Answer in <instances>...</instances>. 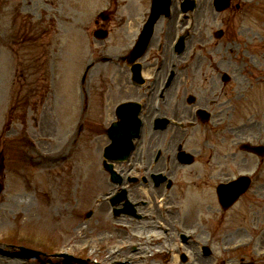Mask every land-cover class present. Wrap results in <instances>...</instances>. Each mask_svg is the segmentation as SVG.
Segmentation results:
<instances>
[{"label": "rangeland", "instance_id": "obj_1", "mask_svg": "<svg viewBox=\"0 0 264 264\" xmlns=\"http://www.w3.org/2000/svg\"><path fill=\"white\" fill-rule=\"evenodd\" d=\"M212 1L201 0L196 18L198 35L189 42L188 51L189 54L195 53L199 65L189 67L177 80L175 90L170 94L171 110H174L176 103H183L175 100L185 80L192 82L200 77L202 82L205 75L210 77L213 69L212 33L219 27L214 20ZM148 4L147 0H0V140H10L5 160L4 191L0 195V247L12 250L22 246L43 254L27 260L0 255V264H31L32 261L35 264L60 263L63 259H58L56 255L59 252L69 254V248L72 249L71 253L91 255L104 263L101 257L105 248H115L119 243L137 240L131 236V231L116 229V221L109 217L107 209L99 208L98 199L108 187L105 177H97L92 172L98 161L97 155H93L104 140L102 129L105 124L102 125L98 114H93V118L90 110L86 116L85 111L83 116L80 114L79 101L82 98L79 82L88 53L92 57L115 50L122 53L131 45L130 16L137 22L132 32L135 35L140 19L147 16V12L144 15V8ZM173 5H177V0H173ZM103 10H109L112 16V20L104 25L110 31V38L97 41L92 37L95 29L92 21ZM33 23L34 29L29 30ZM175 23L177 27L180 26L177 16L170 24L169 33L176 30ZM179 32L174 31V34ZM54 51L57 59L52 60L55 63L49 61V74L40 64L39 71L35 72L37 69L30 66L33 63L30 58H47L48 53L51 58ZM225 67L227 64L222 65V68ZM43 76L48 81L51 76V83L56 85V96L49 94V91L46 94L48 83L43 85ZM33 79L36 80L35 90L30 88ZM254 79L255 88L249 93L250 109L262 110L247 131L257 136L260 131L264 132V85L257 84L261 77ZM41 95L42 100L45 99L43 104L40 103ZM201 96L205 98L211 94L203 91ZM80 117L83 128L76 136ZM35 120L37 126L34 125ZM196 137L197 133L194 132L190 138L191 145L197 143ZM3 148L1 144L0 150ZM255 162L250 164L251 172ZM85 174L91 175L90 181H86ZM203 190L206 189L202 187L201 192ZM140 196L142 194L138 192L137 197ZM202 202L191 198L182 206L181 215L185 221L180 227L207 220L209 206H204ZM89 209H94V216L86 221L84 214ZM220 213L215 211L213 218H216V222H209L210 235L204 231L206 227L194 228L193 225L194 233L189 231L196 243L190 246L179 244L175 234L177 244L174 256L167 262L159 257L157 264H183L178 261L179 257H175L180 252L188 255L189 262L184 264H195L192 252L198 251L199 245L207 242L212 243L216 257L213 255L210 261L216 259L218 264H239V259L231 258L247 253L249 258L264 264V256H257V251H264V171L246 193L243 202L228 210L222 215L223 218ZM159 220L173 225L179 223L165 215L150 219L147 223H157ZM245 239L252 241V246L247 248L249 252L245 249L233 253L223 251L224 247H231ZM153 240L148 238L145 242L147 248L142 249L144 252L141 254L146 258L141 262L143 264L151 261L147 258L149 251L154 250L149 247ZM87 242L90 243L88 250L82 251L81 245ZM71 245L74 247H69ZM152 245L160 248L159 245ZM209 260L205 263L210 264Z\"/></svg>", "mask_w": 264, "mask_h": 264}, {"label": "flooded vegetation", "instance_id": "obj_2", "mask_svg": "<svg viewBox=\"0 0 264 264\" xmlns=\"http://www.w3.org/2000/svg\"><path fill=\"white\" fill-rule=\"evenodd\" d=\"M229 2L230 5L228 9L219 17V22L224 25L225 28L226 52L234 54L237 59H246L248 62L264 61V3H262L261 0H229ZM250 18H253L257 22V26L253 27V29H255L254 34L259 37V41L251 47L248 44L250 38L249 30L251 27L249 22ZM158 24L159 22H157V25ZM154 33L155 32H153V36ZM160 35L162 34L158 31L154 38L152 36L153 40L150 45H148L144 55L141 56L140 69L142 74L146 73L145 71L149 69L150 59L155 57V54L159 51ZM240 76H243L242 73ZM147 80L148 79L144 80L140 87H135L136 90H138V88H147ZM121 81V75H118L115 82L121 84ZM242 88V86H222L220 92H216L214 94V99L210 102L211 124L209 122L205 124L200 123L199 119V121H197L200 128L209 126L208 131L211 133L213 141L209 142L207 140L204 147L193 149L192 154L195 155L196 161H203L209 164L204 165V168L210 173L209 178L214 189L219 183L227 182L232 178L234 164H236L237 168L247 167L248 164V156L239 154V152L234 151L231 146L233 145L232 135L234 131L231 120L236 107L235 100L243 103V101L247 99L241 91ZM141 100H147L146 107L149 106V97L146 99L142 97ZM204 105L207 106V103L204 102ZM191 108H193V106H191ZM147 115H149L148 120H151L155 112H148ZM159 115H163L162 111ZM175 115L180 121L184 119L196 120L197 118L192 109H183L180 113L176 111ZM249 116V112L245 113V119L240 122L241 128L236 130L237 136L239 134L242 136L246 134L242 127L250 124ZM179 143H185V139L174 137L170 140L167 136H163V134L157 136L151 134L146 141L145 148H143V144H141L138 149L133 151V155L127 165L117 166L116 170H120L123 175H127L128 179L130 176L137 178V181L132 186H134V189L143 190L145 188L142 180L143 177L150 178L155 173H161L170 178L176 174L178 165H175V160L171 159L167 150H170L171 144L176 147ZM222 145H225V149H218V147ZM155 154H158L160 158L157 162L154 160ZM184 167L185 166H181L179 169ZM141 169H143V171H141ZM125 182L126 184L133 183L128 181ZM164 184L165 183H162L160 186L155 187L152 183L150 187L153 186L154 189L164 190ZM128 194L133 196L134 202L132 203L135 205L137 212L139 209L145 211V217H147L148 213L152 214V218H154V216L159 217L160 213H162L161 210L157 208L156 203L152 202L148 205L147 201H141L137 197L138 192L136 190H132Z\"/></svg>", "mask_w": 264, "mask_h": 264}, {"label": "water", "instance_id": "obj_3", "mask_svg": "<svg viewBox=\"0 0 264 264\" xmlns=\"http://www.w3.org/2000/svg\"><path fill=\"white\" fill-rule=\"evenodd\" d=\"M117 129H118V128H115V130H117ZM110 136H111V138L113 139L114 143H115L117 146H123V145H126V144H127V141L124 140L123 138H121V139H118V138H117L115 131L113 132V134L111 133ZM249 150H250V149H249ZM235 196H236V195H235ZM235 196H234V197H235ZM234 197H233V198H234ZM231 199H232V198H231ZM231 199H230L229 202H231L232 200H234V199H232V200H231ZM220 201L222 202V204L225 203L223 198H220ZM224 206H226V205H224Z\"/></svg>", "mask_w": 264, "mask_h": 264}]
</instances>
